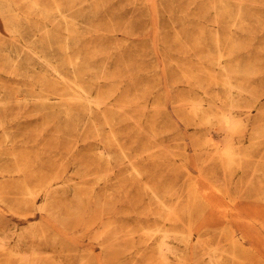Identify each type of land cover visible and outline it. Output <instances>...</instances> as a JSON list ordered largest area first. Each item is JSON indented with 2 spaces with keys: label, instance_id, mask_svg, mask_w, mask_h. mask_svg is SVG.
Segmentation results:
<instances>
[{
  "label": "rangeland",
  "instance_id": "obj_1",
  "mask_svg": "<svg viewBox=\"0 0 264 264\" xmlns=\"http://www.w3.org/2000/svg\"><path fill=\"white\" fill-rule=\"evenodd\" d=\"M70 11L82 33L68 53L81 57L74 70L65 25L43 19L22 0H14L7 16L0 12V171L4 165L9 171L0 173V228L7 232L0 264L17 247L40 254L39 264H151L153 241L143 231L154 221L150 186L170 190V202L182 208L199 174L194 161L211 178H223L214 151L223 136L203 118L208 99L216 100L214 109L230 104L228 89L207 79L209 87L200 88L194 76L230 74L238 86L232 98L249 120L245 146L255 144L235 170L236 185L255 182L254 170L264 169V0H80ZM24 44L48 51L65 77L105 92L101 112L92 116L76 101L68 113L65 103L78 91ZM47 94H63L62 103L51 105ZM195 100L204 102L201 111H193ZM102 112L111 119L104 127ZM71 123L77 126L66 127ZM103 146L115 152L113 160ZM26 159L29 171L19 172ZM56 178L69 183L64 196L52 197L46 210L42 195L23 205L27 187L39 190ZM96 201L106 206L104 222L130 236L135 255L97 239L88 206Z\"/></svg>",
  "mask_w": 264,
  "mask_h": 264
},
{
  "label": "bare ground",
  "instance_id": "obj_2",
  "mask_svg": "<svg viewBox=\"0 0 264 264\" xmlns=\"http://www.w3.org/2000/svg\"><path fill=\"white\" fill-rule=\"evenodd\" d=\"M0 1L3 3H0V5L2 4L0 12L2 15L7 16L11 6L14 4V0ZM22 1L34 10L40 11L43 19L47 20V18H50L53 19V23L57 22L65 25L67 55L69 51H73L78 46L79 35H82V33L78 31L77 25L70 19L71 15L69 12L80 0H67L66 3L64 0H52L48 6L44 5L40 0ZM11 31L16 33L18 29L13 27ZM23 46L52 69L56 76L64 81L66 88L78 91L65 103L68 113L74 110L76 101L84 102L86 104V112L92 116L101 112V107L105 105L107 100L105 92L101 90L95 91L93 84L78 83L71 78L65 77L61 72V68L64 65L62 64L59 67L48 51L42 50L38 52L35 46L30 47L27 44ZM50 47L51 45L48 46L49 50ZM70 55H68L67 63L74 70L80 64L79 59L81 57L77 56L76 59H73ZM221 58L222 55H220L218 61L220 68H222ZM225 70L227 71V69ZM196 79L197 83L195 82ZM206 79L210 83L218 84L221 82L228 89L227 93L230 97V104L227 107H218L217 109H214L216 100L208 99L210 114L203 118L211 128H214L223 136L221 142L214 144L218 165L223 169V178L220 180L211 178L194 161V166L199 170V174L193 181L191 201L182 208L170 202V190L163 189L160 192L159 187L150 186L149 190L155 197L156 205L150 212L154 221L149 227H144L143 231L153 241L149 253L151 264H264V169L256 168L254 175L258 176L255 182L252 181L246 186L242 185L239 187L235 181V170L240 169L242 162L248 159L249 156L252 157L253 144H255L253 142L245 146L246 137L251 136L248 135L247 131L249 120L241 114L242 110L240 105L236 104V98H232L235 95L234 90L238 86L233 83L230 74H226L223 79L211 74L207 75L206 78L200 75L197 78L194 76V84L200 88L209 87ZM243 91V88L239 85V95H242ZM54 95L48 96L47 94L48 103L51 104V101L62 103L63 98L60 96L63 94ZM208 96L212 97L211 94H208ZM19 101L22 102L25 99L19 98ZM203 106L204 102L202 100H195L192 103V108L195 112L201 111ZM51 110L57 111V108L55 107V109ZM101 118L104 120V124L101 125L103 127L111 121L104 113L100 116ZM68 119L71 120V117ZM94 123L96 128L100 127V123L96 119ZM76 126L72 123L66 124V127L74 128ZM112 139L117 142L118 136L112 135ZM255 139L253 137L250 138V140ZM102 143L105 142L102 141ZM106 146H103L102 153L111 161L116 157V154ZM120 157L128 165L132 166L134 173L138 177L143 176L139 166L137 167V164L129 159L125 151H121ZM4 169L8 170L7 165H4L0 173L9 172ZM20 170L29 171L27 159L26 164L19 169V172H21ZM66 186H69L66 180L56 178L39 190L27 187L22 199L23 205L28 206L31 202L35 204L37 197L42 195L44 201L41 208L46 210L52 197L65 195L62 189H65ZM77 191L80 190L77 189ZM88 206L90 218L93 221L92 224L95 228H98L96 232L97 239L107 241L105 244L107 249H129L127 253L135 255L133 252L134 247H130L127 244L130 236L117 234L115 231L116 227L113 224L104 222V217L107 216L104 211L106 206L100 204L99 201L96 207L93 205ZM96 209L100 211L96 212ZM6 233L0 228V250L2 251H7ZM19 239H24L23 233L19 235ZM39 258L40 254H37L36 251L29 253L17 247L4 254L1 264H39L37 260Z\"/></svg>",
  "mask_w": 264,
  "mask_h": 264
}]
</instances>
